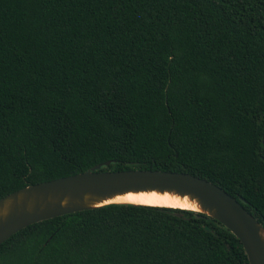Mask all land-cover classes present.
<instances>
[{
    "label": "trees",
    "instance_id": "16d2710c",
    "mask_svg": "<svg viewBox=\"0 0 264 264\" xmlns=\"http://www.w3.org/2000/svg\"><path fill=\"white\" fill-rule=\"evenodd\" d=\"M106 162L207 180L263 225L264 0H0V199ZM0 264L249 263L205 214L110 204Z\"/></svg>",
    "mask_w": 264,
    "mask_h": 264
},
{
    "label": "water",
    "instance_id": "95a60500",
    "mask_svg": "<svg viewBox=\"0 0 264 264\" xmlns=\"http://www.w3.org/2000/svg\"><path fill=\"white\" fill-rule=\"evenodd\" d=\"M109 164L28 186L0 199V245L32 224L110 204L140 205L106 202L127 194L156 192L189 198L199 208L192 212L217 221L240 242L249 264H264V222L259 223L220 187L186 173L101 171Z\"/></svg>",
    "mask_w": 264,
    "mask_h": 264
},
{
    "label": "bare ground",
    "instance_id": "6f19581e",
    "mask_svg": "<svg viewBox=\"0 0 264 264\" xmlns=\"http://www.w3.org/2000/svg\"><path fill=\"white\" fill-rule=\"evenodd\" d=\"M106 203H132L144 206L166 207L191 211L199 210L196 203L192 202L187 197L181 198L174 194H159L156 192L127 194L107 201Z\"/></svg>",
    "mask_w": 264,
    "mask_h": 264
}]
</instances>
